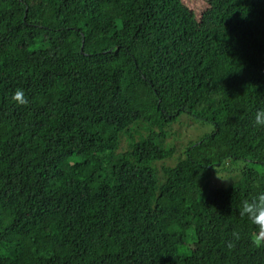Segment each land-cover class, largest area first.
I'll return each instance as SVG.
<instances>
[{"label": "trees", "instance_id": "16d2710c", "mask_svg": "<svg viewBox=\"0 0 264 264\" xmlns=\"http://www.w3.org/2000/svg\"><path fill=\"white\" fill-rule=\"evenodd\" d=\"M261 108L264 0H0V264H264Z\"/></svg>", "mask_w": 264, "mask_h": 264}, {"label": "clouds", "instance_id": "9594fccd", "mask_svg": "<svg viewBox=\"0 0 264 264\" xmlns=\"http://www.w3.org/2000/svg\"><path fill=\"white\" fill-rule=\"evenodd\" d=\"M11 101L18 105H26L28 103L22 89H16L11 95ZM253 123L257 127L264 128V108L258 109L253 113ZM239 215L246 218L255 230L250 234L249 240L256 248L264 247V192H260L251 198H245L238 205ZM241 233L234 230L232 239L227 241V247L233 249L235 242L241 240Z\"/></svg>", "mask_w": 264, "mask_h": 264}, {"label": "rangeland", "instance_id": "374dc122", "mask_svg": "<svg viewBox=\"0 0 264 264\" xmlns=\"http://www.w3.org/2000/svg\"><path fill=\"white\" fill-rule=\"evenodd\" d=\"M188 6L193 8L198 14H200L208 5L210 0H183ZM175 124V125H174ZM174 131L172 134L173 138L170 140L171 145H174L177 150L173 158L165 163L175 164L177 159L176 157L180 155L182 151L180 149L187 146L191 141H197L204 135L212 133L215 129V125L209 121H204L195 116L189 114H182L176 123H174ZM163 162H158L157 165L163 166ZM241 163L240 161H237ZM216 176H213L216 185H222L225 182L230 181L233 175H229L225 172L216 173Z\"/></svg>", "mask_w": 264, "mask_h": 264}]
</instances>
